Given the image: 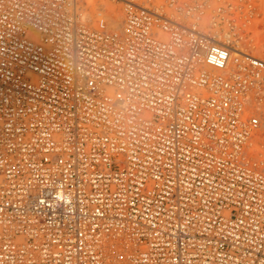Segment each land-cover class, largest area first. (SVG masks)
<instances>
[{"label":"built area","instance_id":"1","mask_svg":"<svg viewBox=\"0 0 264 264\" xmlns=\"http://www.w3.org/2000/svg\"><path fill=\"white\" fill-rule=\"evenodd\" d=\"M0 0V264H264V0Z\"/></svg>","mask_w":264,"mask_h":264},{"label":"bare ground","instance_id":"2","mask_svg":"<svg viewBox=\"0 0 264 264\" xmlns=\"http://www.w3.org/2000/svg\"><path fill=\"white\" fill-rule=\"evenodd\" d=\"M91 4L89 8L90 12H89V16L90 18L92 17H96L95 19L98 21L94 23V27H97V28H103V25L100 23V21L102 20H105V18L108 20L107 23H109V26L111 29H115L117 30L119 28V23L121 22V19L123 18V10L121 9V6H120V3L118 2L117 3H114L113 1L112 2H106L104 3V6L105 4L107 5L106 7V10H103L102 9V6L103 4L101 3L102 0H98L100 3L97 2V0H91ZM83 17H84V14H83ZM257 48L260 49V48H264L263 45L259 44L257 45Z\"/></svg>","mask_w":264,"mask_h":264},{"label":"rangeland","instance_id":"3","mask_svg":"<svg viewBox=\"0 0 264 264\" xmlns=\"http://www.w3.org/2000/svg\"><path fill=\"white\" fill-rule=\"evenodd\" d=\"M99 1L97 0L98 3L101 2V1L100 2ZM103 1H104V3H106V2H109L110 3L113 0H102V2H101L103 4L102 9L103 10H106L107 5L105 4V6H104ZM86 2H87V4L85 5V9H84L85 12L83 13L84 14V19L87 20V22L89 24H91L92 26H94V23L95 22L98 23V21L96 20L97 18L96 17H95L96 19L94 17L90 18V16L88 15L89 12H90V10H91V9L89 10V8H91L89 4H91L92 1L91 0H86ZM113 2L114 3H117V4H118V2L120 3L121 9L123 10V17H124V9H123L124 8V4H123V2L121 0H114ZM104 21H105V23L107 25V28L108 27L110 28L109 23H107L108 20L105 18ZM122 24H123V18L121 19V22L119 23V27H121ZM259 44L263 45V47H264V42L261 43L260 40H259L257 45H259Z\"/></svg>","mask_w":264,"mask_h":264}]
</instances>
